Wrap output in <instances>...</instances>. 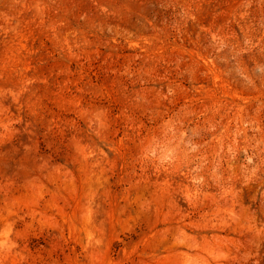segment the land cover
<instances>
[{
    "label": "rangeland",
    "instance_id": "1",
    "mask_svg": "<svg viewBox=\"0 0 264 264\" xmlns=\"http://www.w3.org/2000/svg\"><path fill=\"white\" fill-rule=\"evenodd\" d=\"M0 264H264V0H0Z\"/></svg>",
    "mask_w": 264,
    "mask_h": 264
}]
</instances>
